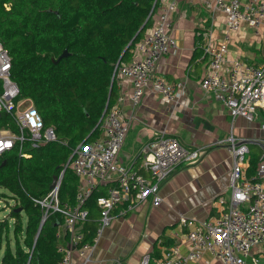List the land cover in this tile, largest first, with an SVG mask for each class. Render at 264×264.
<instances>
[{
    "label": "built area",
    "instance_id": "obj_1",
    "mask_svg": "<svg viewBox=\"0 0 264 264\" xmlns=\"http://www.w3.org/2000/svg\"><path fill=\"white\" fill-rule=\"evenodd\" d=\"M204 3L225 16L226 29L218 44L210 42L205 34L203 50L210 60L201 80L202 89L221 101L233 118L240 116L253 120L259 112L264 116V62L254 64L235 59L225 65L231 33L245 26L258 30L264 24V0H204ZM177 8L178 0H163L162 10L152 27L133 48L134 56L115 67L117 77H125L132 83L133 90L129 95L132 112L123 110L125 97L120 95L118 102L107 107L99 121L101 134L74 147L56 185L46 196L35 199L44 209L41 222H45L52 212L63 217L60 227L68 241L58 243V251L62 253L59 264H91L98 239L111 223L112 212L117 206L132 210L150 197L154 203H160L161 184L181 164L199 162L210 146L189 148L177 137L161 131L143 152L142 167L149 175L132 164L119 162L134 110L146 91L160 92L169 100H177L183 94V82L170 83L157 73L160 59L178 49L176 39L169 33L171 14ZM19 92L18 84L11 77V57L0 42V113H9L19 128L18 133L8 127L0 128V157L12 150L17 142L22 149L27 140L35 145L58 141L54 127L45 126L31 100L18 99ZM262 128L264 130V122ZM223 143L231 154L232 168L230 197L228 201L223 196L219 198V203H226L220 215L201 221L182 218L180 222L188 230L181 240L155 259L146 254L140 264H247L246 258L252 248L264 243V162L259 164L256 175L249 178L246 174L249 153L246 139L231 133L214 144ZM69 165L79 177L74 204L61 203L58 196L63 173ZM101 186H107V190L97 197L100 219L96 235L90 242L85 240L82 231L89 214L85 204ZM184 243L188 247L186 253L181 249ZM205 252H209L212 259H205Z\"/></svg>",
    "mask_w": 264,
    "mask_h": 264
},
{
    "label": "trees",
    "instance_id": "obj_2",
    "mask_svg": "<svg viewBox=\"0 0 264 264\" xmlns=\"http://www.w3.org/2000/svg\"><path fill=\"white\" fill-rule=\"evenodd\" d=\"M160 1L0 0V42L11 57L18 99L31 100L58 137L36 145L27 140L22 149L17 142L0 157V201L8 208L0 218V264H59L57 231L63 217L50 213L39 231L44 209L35 199L51 191L74 147L100 135L99 121L117 97L115 67L131 59ZM65 49L68 55L58 60ZM4 127L19 132L12 116L1 112ZM78 185L69 165L60 202L74 204ZM101 193L93 192L85 204L86 241L96 235Z\"/></svg>",
    "mask_w": 264,
    "mask_h": 264
},
{
    "label": "crops",
    "instance_id": "obj_3",
    "mask_svg": "<svg viewBox=\"0 0 264 264\" xmlns=\"http://www.w3.org/2000/svg\"><path fill=\"white\" fill-rule=\"evenodd\" d=\"M162 2L154 19L162 10ZM171 19L169 33L176 39L178 49L160 59L157 73L170 83L183 82V94L177 100H169L160 92L146 91L134 110L119 162L132 164L149 175L142 167L143 152L161 131L177 137L189 148L210 146L199 162L181 164L161 184L160 203H154L150 197L132 210L117 206L112 212L111 223L98 239L91 264H140L146 254L155 259L187 232L188 227L180 222L182 218L201 221L218 217L226 204L219 203V198L223 196L228 201L230 197L232 157L226 144H214L216 141L226 139L231 133L246 139L249 178L256 175L258 165L264 162L263 114L259 112L253 120L233 118L221 101L201 87L210 60L203 50L205 34L210 42L218 44L226 29L225 16L206 7L204 0H178V8ZM229 49L225 65L235 59L263 63L264 24L258 30L245 26L231 33ZM116 89L114 104L124 95L122 108L126 113L132 112L131 81L117 77ZM100 190L106 192L107 186H101ZM57 237L58 243L68 241L60 226ZM181 249L183 253L188 251L185 243ZM204 257L212 259L209 252H205ZM246 261L247 264H264V243L253 247Z\"/></svg>",
    "mask_w": 264,
    "mask_h": 264
},
{
    "label": "rangeland",
    "instance_id": "obj_4",
    "mask_svg": "<svg viewBox=\"0 0 264 264\" xmlns=\"http://www.w3.org/2000/svg\"><path fill=\"white\" fill-rule=\"evenodd\" d=\"M31 102V101H30ZM30 102H28L27 104H32V103H30ZM0 190H3V189H0ZM13 201L11 200L9 203H12ZM5 206V203L1 200L0 201V218L1 219H4L5 218V216H7L8 215V208H5L4 207ZM1 256H2V252L0 253V258H1Z\"/></svg>",
    "mask_w": 264,
    "mask_h": 264
},
{
    "label": "water",
    "instance_id": "obj_5",
    "mask_svg": "<svg viewBox=\"0 0 264 264\" xmlns=\"http://www.w3.org/2000/svg\"><path fill=\"white\" fill-rule=\"evenodd\" d=\"M66 55H68V50L65 49L64 52L60 55V57L58 58V60H60L61 58L65 57ZM71 158H69L68 161H70ZM6 162V160L3 161V164ZM59 177L55 176L54 177V181L52 183V188L56 185L57 183V180H58ZM44 222H41L40 223V227H39V231L41 230L42 226H43Z\"/></svg>",
    "mask_w": 264,
    "mask_h": 264
}]
</instances>
